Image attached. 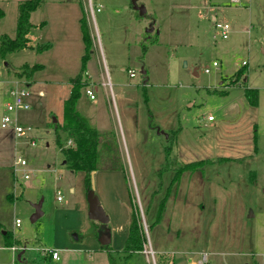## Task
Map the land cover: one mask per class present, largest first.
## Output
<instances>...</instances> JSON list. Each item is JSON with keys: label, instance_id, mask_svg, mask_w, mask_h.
Instances as JSON below:
<instances>
[{"label": "rangeland", "instance_id": "374dc122", "mask_svg": "<svg viewBox=\"0 0 264 264\" xmlns=\"http://www.w3.org/2000/svg\"><path fill=\"white\" fill-rule=\"evenodd\" d=\"M23 1L0 0V36L14 35ZM93 6L100 9L91 14L88 0H42L29 16L28 37L32 46L49 48L0 60V118L7 87L30 81V107L16 113L25 134L0 127V264H109L99 238L108 229L113 250H121L124 219L136 205L143 251L152 249L154 257L132 254L125 264H172L158 250L174 252L175 264L195 263L204 252L205 264H264V0H93ZM82 15L91 38L84 73L95 98L82 87L76 109L115 134L122 167L93 171L107 223L88 218L83 173L64 164L48 126L63 119L69 79L80 70ZM215 23L228 24L225 39ZM35 63L43 67L29 78L6 70ZM241 67L244 76L230 84ZM245 86L258 90L256 106L248 104ZM204 159L212 162L170 185L178 164ZM38 202L42 214L32 222ZM6 235L17 241L15 252Z\"/></svg>", "mask_w": 264, "mask_h": 264}, {"label": "trees", "instance_id": "16d2710c", "mask_svg": "<svg viewBox=\"0 0 264 264\" xmlns=\"http://www.w3.org/2000/svg\"><path fill=\"white\" fill-rule=\"evenodd\" d=\"M42 0H25L18 7V16L16 21L15 32L12 37L8 35L0 36V60L7 53H12L21 49H31L36 52H41L49 48V43L43 45L32 46L28 34L31 32L32 24L29 21V16L41 3ZM3 16V11L0 8V18ZM43 24V22H41ZM41 24V25H42ZM80 27L84 52L81 57L80 71L69 79L70 91L63 105V119L61 122H50L48 124L54 130L55 142L61 151L64 164L72 171H81L83 173L86 190L90 189V173L96 170H119L122 169L119 159V149L115 134L111 130H99L94 124L79 113L76 109V102L80 96V90L86 85L83 77L85 64L90 54L91 38L84 16L80 19ZM43 65L35 63L32 65L23 64L20 67H8L7 72L15 76H24L29 78L34 72L42 69ZM245 70L241 67L237 69L230 77V84H237V76H244ZM241 76V77H242ZM27 81L26 83H29ZM244 96L251 106H256L258 101V90L256 88L244 87ZM64 133L66 140H70L71 144L64 146L60 139L59 133ZM174 134L168 135L169 141H172ZM171 144L166 147V155L170 153ZM179 162V161H177ZM209 159L190 161L180 163L175 169L170 185L174 184L178 175L184 171L193 172L210 164ZM167 163L161 167V171L165 170ZM166 203V197H163L156 212L153 224L159 221L161 211ZM6 245L12 246L17 241L6 235ZM145 244V235L140 221L138 207L133 206L130 211L127 236L124 240L122 249L119 251L113 250L110 243L100 245L99 248L107 252L109 264H125L126 261L136 252L143 250ZM44 258H47L44 256Z\"/></svg>", "mask_w": 264, "mask_h": 264}, {"label": "built area", "instance_id": "2783aa9c", "mask_svg": "<svg viewBox=\"0 0 264 264\" xmlns=\"http://www.w3.org/2000/svg\"><path fill=\"white\" fill-rule=\"evenodd\" d=\"M233 3H238L240 0H230ZM89 8L91 14L95 11H99L100 7H96L94 9L93 0H88ZM95 10V11H94ZM215 27L220 30V35L223 39L227 37V32L229 30V26L227 23H215ZM212 65L215 66L216 62H212ZM205 73H208V69H204ZM84 73V72H83ZM87 72L83 74V77H87ZM129 75L133 76V72L129 70ZM1 91V89H0ZM84 92L89 97V99H94L95 95L93 93L92 88L87 84L84 86ZM41 94V92H39ZM6 96L8 97V101L5 104V113L0 118V127L1 128H11L14 131V134L19 137L25 134V128L20 125L16 118V113L19 110H26L30 107L29 105V91L28 86L25 83H21L19 81H13V84L7 87ZM208 119H212V116L208 117ZM32 143V142H31ZM71 141H67V145H70ZM19 165H25V161L22 159L16 160ZM24 178H28V174H23ZM60 199V196H57V200ZM19 223L18 219L15 220V224ZM12 250H15L14 247H11ZM47 252L50 254V257L54 260L58 258L57 251L54 249H47ZM146 254H149L154 257V251L152 249H145L143 251ZM208 254L206 252L200 255V258L195 263L191 264H205L207 262Z\"/></svg>", "mask_w": 264, "mask_h": 264}, {"label": "water", "instance_id": "95a60500", "mask_svg": "<svg viewBox=\"0 0 264 264\" xmlns=\"http://www.w3.org/2000/svg\"><path fill=\"white\" fill-rule=\"evenodd\" d=\"M4 66L7 67L8 63L4 62ZM90 189L87 191V216L89 219L99 221L101 223H107L109 218L103 211L98 198L96 197L94 193V184H93V172L90 173ZM34 206V212L30 217V220L33 222L37 220L41 216V202H38L33 205ZM72 237L74 239H77V236L75 233L72 234ZM100 245H105L110 243V235L108 229H106V233L101 235L99 238Z\"/></svg>", "mask_w": 264, "mask_h": 264}, {"label": "crops", "instance_id": "0c3cea01", "mask_svg": "<svg viewBox=\"0 0 264 264\" xmlns=\"http://www.w3.org/2000/svg\"><path fill=\"white\" fill-rule=\"evenodd\" d=\"M83 16V15H82ZM82 16H80L79 17V19H78V23H79V30H80V34H81V27H80V19H81V17ZM95 20V19H94ZM86 21V20H85ZM86 24H87V22H86ZM95 24H96V22H95ZM88 27V26H87ZM81 40H82V34H81ZM82 43H83V41H82ZM83 48H84V45H83ZM89 57H90V54H89ZM88 60H89V58L87 59V61H86V63L88 62ZM85 67H86V64H85ZM80 71V70H79ZM86 72H87V77H84V80L86 81V85L88 84L91 88H92V82L90 81V78H89V72L87 71V70H85ZM25 84L29 87V85H30V82L29 83H26L25 82ZM83 89H84V87H83ZM7 90V89H6ZM92 90H93V88H92ZM40 92V91H39ZM85 93V92H84ZM93 93H94V91H93ZM91 100H94V99H91ZM77 103V102H76ZM86 117V116H85ZM88 120H89V122H90V119L88 118V117H86ZM91 123V122H90ZM93 124V123H92ZM97 127V126H96ZM93 174H94V172H93ZM128 216V215H127ZM125 217V219H124V224H126V231L125 230H123V231H125V232H123V237H122V239H123V244H124V240H125V238H126V236H127V231H128V224H129V218L128 217ZM112 237H113V234L112 233H110V245H111V241H112ZM99 246H100V244H99ZM10 247V249H11V247H13V246H9ZM111 248H112V246H111ZM101 249V248H100ZM112 249H114V248H112ZM12 250V249H11ZM12 251H14L15 252V250H12ZM167 254V257L169 258V260L171 261V263L172 264H175V261H174V252H166V251H161V250H158L157 251V254ZM134 254H144L143 253V250L142 251H140V252H136V253H134ZM169 254H171L170 256H169ZM165 257V256H164ZM54 260V259H53ZM178 264H191V262L190 261H188V262H180V263H178Z\"/></svg>", "mask_w": 264, "mask_h": 264}]
</instances>
